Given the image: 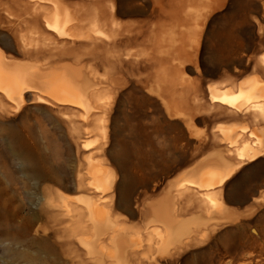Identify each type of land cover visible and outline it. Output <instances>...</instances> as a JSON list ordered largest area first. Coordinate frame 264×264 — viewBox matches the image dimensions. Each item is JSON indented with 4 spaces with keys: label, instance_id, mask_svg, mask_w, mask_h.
Segmentation results:
<instances>
[{
    "label": "rangeland",
    "instance_id": "obj_1",
    "mask_svg": "<svg viewBox=\"0 0 264 264\" xmlns=\"http://www.w3.org/2000/svg\"><path fill=\"white\" fill-rule=\"evenodd\" d=\"M114 2L133 42L119 48L131 65L112 79L117 95L99 92L105 119L71 103L56 111L33 84L0 90V264H106L87 244L83 209L96 198L116 228L143 234L137 264H264V95L223 101L264 89V0ZM9 42L12 62L38 63ZM70 118L94 121L72 129ZM166 202L197 234L155 253Z\"/></svg>",
    "mask_w": 264,
    "mask_h": 264
},
{
    "label": "bare ground",
    "instance_id": "obj_2",
    "mask_svg": "<svg viewBox=\"0 0 264 264\" xmlns=\"http://www.w3.org/2000/svg\"><path fill=\"white\" fill-rule=\"evenodd\" d=\"M43 1H46L44 4L47 3L48 6L44 7ZM64 1L74 8L73 14L65 13V8L60 6ZM80 1L82 4H79ZM114 1L116 0H78L73 4L72 0H0V31L4 30L1 31L2 34L5 33L4 35L11 39L9 41L14 42L15 48H18L24 59L26 57L31 61H38V63L26 64L12 62L13 57L9 52L10 56L3 52L7 50L8 38L2 41L0 90L8 96H13L18 94L21 86L33 84L38 89L37 94L53 105L56 111L71 103L80 106L84 110L83 114L95 116L94 114L98 113L97 115L104 116L98 117L105 119L112 106L104 104L105 100L101 102L99 92L111 88L109 89L112 91L111 94L117 95L113 90L118 91L120 86L113 87L115 84L113 80H116L115 73L118 74L123 65H131L129 60L124 59L125 56L122 58L119 48L126 46L130 41L133 42L131 31L123 34L122 26L114 22L116 15ZM4 35L1 37L4 38ZM117 51L121 56L116 53ZM18 54L19 52L16 53L17 56ZM84 71L88 73L87 77L84 76L85 73L83 75ZM239 95L237 98L234 96L224 98L223 101L228 105H235L237 99H241L242 102L256 100L264 95V89L253 86L248 90H242ZM104 97L106 99L107 96ZM259 102L261 101L252 103ZM81 117L79 119H83ZM80 121L81 123L77 119L70 118L65 120V124L72 129H79L89 120L87 119L85 123ZM93 121L91 119L90 124ZM103 121L95 120L93 129H103L105 127ZM88 124L86 123L87 126ZM228 139L229 143L233 144L237 141L232 133L228 134ZM111 185L109 182H104L102 191H109ZM127 197L128 195L125 194L123 199ZM97 200L99 199H95L92 207L87 204L83 209V213L89 212V227L92 231L89 232L90 239L87 244L94 246L92 254L95 251L101 253V256L106 258V264L115 262L137 264V253L143 234L136 238L137 233L129 234L116 228L117 219L111 214L112 205ZM177 211L167 202L154 210L153 219L160 222L164 228V233L155 243V253L179 250L197 234L194 225L177 219ZM123 238H128L127 245L121 244ZM110 244L114 245L111 252L107 249Z\"/></svg>",
    "mask_w": 264,
    "mask_h": 264
}]
</instances>
